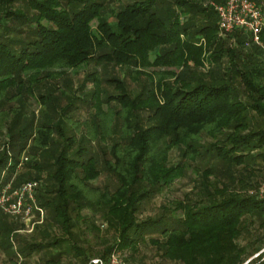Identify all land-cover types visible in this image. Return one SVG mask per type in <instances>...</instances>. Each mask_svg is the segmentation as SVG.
Instances as JSON below:
<instances>
[{"label":"trees","instance_id":"1","mask_svg":"<svg viewBox=\"0 0 264 264\" xmlns=\"http://www.w3.org/2000/svg\"><path fill=\"white\" fill-rule=\"evenodd\" d=\"M210 1L0 0V184L24 142L45 158L15 184L42 179L48 212L20 253L88 264L131 248L145 264L143 242L155 264H264V29L262 45L221 33ZM187 174L184 197L143 218ZM5 215L12 263L23 225ZM98 219L115 241L88 242Z\"/></svg>","mask_w":264,"mask_h":264},{"label":"rangeland","instance_id":"2","mask_svg":"<svg viewBox=\"0 0 264 264\" xmlns=\"http://www.w3.org/2000/svg\"><path fill=\"white\" fill-rule=\"evenodd\" d=\"M253 1L257 2L258 4H261L264 7V0H253ZM74 78L77 83L80 78L79 74H75ZM24 146L25 148L22 151L20 162L18 163V167L15 173L13 174V176L9 179L7 183H5L6 180H8L7 174L2 176V184H0V190L4 191V187H5L6 189L5 194L7 195H12L13 192L16 189H18L21 185H23L25 182L33 181V180L26 179L20 182L19 184L15 185L16 183H18L19 177H23L25 179V177H27L30 173H35V169H30L29 163H34L37 160L44 161L45 159L44 157H42V154H43L42 152L40 154L31 153L30 142H27L26 144L24 142ZM9 153L10 155H12L11 149L9 150ZM43 173L44 174L42 177H45L47 175L46 171L45 172L43 171ZM188 176L189 175L187 174L186 177L175 180V182L171 185L170 189L163 192V194L157 198V201L154 202L155 204H151L150 206L147 205L148 208L146 209V212L144 213L143 218H145L147 215H155V214L160 213V211H162L160 205L163 203H167V204L174 206L175 200L182 199L185 193L188 192L193 186V181L190 180ZM35 180L39 182V186L41 185L43 181L42 179H35ZM37 192H36L37 204L38 206L42 208L43 212H40L39 210L37 211V209L34 208L33 216H31V218L26 219L23 216L13 214L10 212H6V210L0 206V208L6 214L5 215L6 221L8 222L18 221L19 223L23 225L21 229H16L14 231L13 236L11 237L13 244L15 245L16 252H17L14 260L11 263L9 261V257L0 248V264H23V263L25 264H46V261L52 257V254H54V250L52 251L49 249H43L37 252L35 251L33 254L27 255V256L20 253L19 251L20 241L18 242L16 240L17 235L19 234L21 238L33 240L34 235H36V229H38V226L44 227L45 220L47 219L48 212L43 206L39 204V201L37 199ZM96 225L98 229L94 233L89 232V234L86 235L88 237L89 243H95L96 245L103 246V244L107 243V241L108 242L115 241V236L113 235L112 232L109 231L108 223L106 221H103L102 219H98ZM256 226H257V223H256ZM132 251L133 250L131 248L121 249V253L123 254L125 258L127 255L130 256ZM138 251L139 253H137V256L143 257L145 259V264H155V261L153 262L154 249L152 247L141 242L139 244ZM257 254H255L254 256H256ZM65 263L67 262H63L62 264H65ZM130 264H136V263L131 262ZM164 264H181V263H178L175 261H164Z\"/></svg>","mask_w":264,"mask_h":264},{"label":"built area","instance_id":"3","mask_svg":"<svg viewBox=\"0 0 264 264\" xmlns=\"http://www.w3.org/2000/svg\"><path fill=\"white\" fill-rule=\"evenodd\" d=\"M210 6L218 15L221 33H232L239 29L248 34L254 43L263 44L264 9L261 4L253 0H226L224 2L211 1ZM38 187V181H28L16 189L12 195L5 194L4 187V191L0 190V206L6 212L23 216L26 219L31 218L34 208L43 212L36 200ZM257 194L264 197V183L258 189ZM88 264H129V262L121 251L116 250L107 257H92Z\"/></svg>","mask_w":264,"mask_h":264},{"label":"water","instance_id":"4","mask_svg":"<svg viewBox=\"0 0 264 264\" xmlns=\"http://www.w3.org/2000/svg\"><path fill=\"white\" fill-rule=\"evenodd\" d=\"M246 264V263H245Z\"/></svg>","mask_w":264,"mask_h":264}]
</instances>
